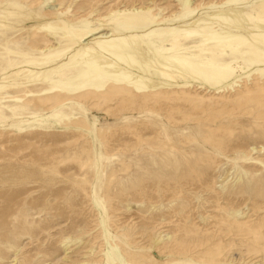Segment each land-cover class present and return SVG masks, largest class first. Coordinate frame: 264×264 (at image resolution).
I'll return each mask as SVG.
<instances>
[{"label": "rangeland", "instance_id": "1", "mask_svg": "<svg viewBox=\"0 0 264 264\" xmlns=\"http://www.w3.org/2000/svg\"><path fill=\"white\" fill-rule=\"evenodd\" d=\"M0 264H264V0H0Z\"/></svg>", "mask_w": 264, "mask_h": 264}, {"label": "bare ground", "instance_id": "2", "mask_svg": "<svg viewBox=\"0 0 264 264\" xmlns=\"http://www.w3.org/2000/svg\"><path fill=\"white\" fill-rule=\"evenodd\" d=\"M178 43V40H176L175 42H174V47H173V49H176V48H178L179 46V44H177Z\"/></svg>", "mask_w": 264, "mask_h": 264}]
</instances>
